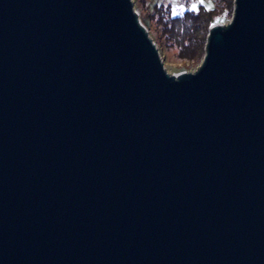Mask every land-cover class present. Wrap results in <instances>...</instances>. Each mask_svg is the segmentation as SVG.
I'll return each mask as SVG.
<instances>
[{"label":"water","instance_id":"water-1","mask_svg":"<svg viewBox=\"0 0 264 264\" xmlns=\"http://www.w3.org/2000/svg\"><path fill=\"white\" fill-rule=\"evenodd\" d=\"M0 264H264V0L179 73L133 0H0Z\"/></svg>","mask_w":264,"mask_h":264},{"label":"trees","instance_id":"trees-1","mask_svg":"<svg viewBox=\"0 0 264 264\" xmlns=\"http://www.w3.org/2000/svg\"><path fill=\"white\" fill-rule=\"evenodd\" d=\"M152 8V17H141L145 25H149L151 20H155L156 26L152 33V38L160 45L159 50L164 54L165 47H175L177 58L183 64L173 67L180 72L187 69L188 64L196 65L206 53V44L210 27L217 23L228 22L234 12L235 0H197L196 7L191 8L193 0L184 1L186 10L181 14H174L173 5L166 2L144 0ZM147 4V5H148ZM165 43V45H164Z\"/></svg>","mask_w":264,"mask_h":264},{"label":"rangeland","instance_id":"rangeland-1","mask_svg":"<svg viewBox=\"0 0 264 264\" xmlns=\"http://www.w3.org/2000/svg\"><path fill=\"white\" fill-rule=\"evenodd\" d=\"M133 1L135 3V8L140 13V17H142V18L143 17H149V18L152 17L153 18V14H152L153 10H152L151 7H149L148 1L147 2H144V0H133ZM153 1H155V0H153ZM153 1L151 0L150 5L153 4ZM161 1L162 2L168 1V3H171L173 5L174 14H181L187 8V5H186V3L184 1H189V0H160V1H156V2H161ZM195 1L197 2V0H195ZM195 1L193 0L191 2V5H190L191 8H193L192 7L193 5H196ZM229 21L225 22L224 24L229 23ZM155 26H156V22H155L154 19L149 22V25H146V27L148 28V31H151V30L153 31ZM150 35L152 37V33ZM156 44H157V46L159 48L160 45H158L157 42H156ZM164 45H165V43H164ZM165 49L166 50H164V54H161V53L160 54H161V57L163 59V62L165 64L166 69L168 70L169 73H179L178 71L173 69V67L175 65L177 67H179L178 65L183 64L182 60L176 59L177 58V50H176V48L172 47V46H170V47L166 46ZM202 60L196 65L188 64L187 69H185V70L183 69L181 71H186V72H194V71H196L200 67V65L202 63Z\"/></svg>","mask_w":264,"mask_h":264},{"label":"snow or ice","instance_id":"snow-or-ice-1","mask_svg":"<svg viewBox=\"0 0 264 264\" xmlns=\"http://www.w3.org/2000/svg\"><path fill=\"white\" fill-rule=\"evenodd\" d=\"M201 2H203V0H201ZM192 7H193V8H195L196 6H195V5H193Z\"/></svg>","mask_w":264,"mask_h":264},{"label":"built area","instance_id":"built-area-1","mask_svg":"<svg viewBox=\"0 0 264 264\" xmlns=\"http://www.w3.org/2000/svg\"><path fill=\"white\" fill-rule=\"evenodd\" d=\"M139 12V11H138Z\"/></svg>","mask_w":264,"mask_h":264}]
</instances>
